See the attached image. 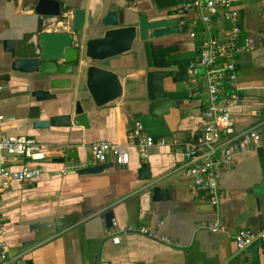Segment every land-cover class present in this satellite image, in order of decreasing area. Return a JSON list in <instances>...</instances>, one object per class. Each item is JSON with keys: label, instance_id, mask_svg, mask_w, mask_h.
I'll return each mask as SVG.
<instances>
[{"label": "crops", "instance_id": "0c3cea01", "mask_svg": "<svg viewBox=\"0 0 264 264\" xmlns=\"http://www.w3.org/2000/svg\"><path fill=\"white\" fill-rule=\"evenodd\" d=\"M37 1L0 0V74H10L9 80L0 81V114L4 115L0 126L8 135L28 134L48 145L40 177L15 181L1 196L5 249L11 261L3 263L0 251V264H264L259 242L241 250L235 241L243 229H264V0H233L241 17L237 35L240 40L248 38L251 49L237 56L235 78L226 91L240 97L232 107L237 129L258 125L261 144L237 155L222 171L224 196L219 214L206 193L194 189L178 170L184 164L185 144L199 133L209 103L204 80L197 97L191 95V81L174 84L175 91L168 95L177 104L170 113L152 117L140 70L146 55L137 36L136 46L122 54L102 61L83 57L74 74L58 76L71 80L69 88L56 91L58 99L38 101L31 92L48 88L45 76L12 71L13 59L2 41L14 39L20 57L45 49L54 52L59 43L71 40L70 35L77 45L109 29L92 28L86 21L85 30L91 31L87 37L78 36L73 30L75 8L95 17L112 9L126 14L129 21L125 25L135 24L140 14L150 19L177 18L178 33L153 40L163 55L197 60L201 42L209 35L223 41L228 25L217 17L205 25L199 9L183 11L186 0H61V14L45 17L42 24L35 11ZM90 65L118 74L122 95L98 106L87 87ZM77 102L88 116L89 127H34L36 121L69 114ZM134 129L142 136L163 138L166 144L151 147L144 161L137 148L128 145L129 132ZM98 140L125 144L129 163L121 166L110 157L107 163L114 165L103 172H73L79 165L96 164L91 143ZM145 163L150 179L139 174ZM156 186L166 192V198L155 199ZM111 211L114 218L109 225L106 215ZM217 219L224 231L215 233L204 227ZM35 223L47 226L33 231L30 227ZM141 226L173 243L139 233ZM117 233L120 243L113 241Z\"/></svg>", "mask_w": 264, "mask_h": 264}, {"label": "built area", "instance_id": "2783aa9c", "mask_svg": "<svg viewBox=\"0 0 264 264\" xmlns=\"http://www.w3.org/2000/svg\"><path fill=\"white\" fill-rule=\"evenodd\" d=\"M194 8L199 9V18L205 25L213 17L221 19L228 25V35L223 41L209 35L201 42L197 60L189 67V81L194 86L191 95H200L199 87L201 80H204L209 103L202 113L199 133L185 144L184 164L178 170L190 180L194 189H201L206 193L219 214L224 196L220 188L222 171L234 163L237 155L250 153L261 144L258 125L245 130L237 129L232 118V107L237 105L240 97L237 92L226 91L228 82L235 78L237 56L250 51L251 44L248 38L240 40L237 35L241 17L233 0H186L182 7L183 11ZM191 35L195 36L196 32L191 31ZM3 118L4 115L0 114V120ZM138 129L129 132L128 145L135 146L145 161L150 148L156 144L164 145L166 140L156 139L152 135L142 136ZM47 149L48 145L39 142L34 136L8 135L0 126V251L3 263L11 257L5 249L1 196L15 181L28 182L40 177L43 172L42 163L48 158ZM91 151L96 164L107 163L110 157L121 166L130 161L129 150L123 143L98 140L91 143ZM204 227L215 233L225 230L218 219ZM137 231L160 241L173 243L169 237L159 235L146 226L139 227ZM118 234L113 236L115 243H120ZM235 241L241 250L259 242L264 253V229H243L235 236Z\"/></svg>", "mask_w": 264, "mask_h": 264}, {"label": "water", "instance_id": "95a60500", "mask_svg": "<svg viewBox=\"0 0 264 264\" xmlns=\"http://www.w3.org/2000/svg\"><path fill=\"white\" fill-rule=\"evenodd\" d=\"M35 3V2H34ZM35 11L40 21L45 17L59 16L62 11L61 0H38L35 3ZM88 21L92 28L97 26L109 27L103 36L87 38L79 41L77 45L71 40L59 43L54 52L35 51V55L29 57L18 56L16 41L5 39L2 41L3 49L12 57V71L22 73H38L45 76L44 83L48 88L34 89L31 94L38 101L58 99L57 90L67 89L71 86L69 78L58 76L74 74L76 67L81 64L83 57L92 61H102L110 57L122 54L136 46V38L143 44L146 62L140 70L144 72L146 80L147 95L149 102V114L152 117L170 113L172 107L177 103L169 97V93L175 91L174 84L189 81V67L195 61L194 57H169L159 52L160 47L156 45L157 38L165 35L178 33L180 31L179 20L175 17L154 18L146 14H140L135 24H127L129 18L118 10H107L97 17L88 14L85 9L77 7L73 11V30L82 33L83 37L91 29L85 30ZM47 35H44V38ZM44 38L42 39L44 41ZM154 39V40H153ZM47 44V43H46ZM87 87L95 103L100 106L122 95L123 86L118 74L111 70L103 69L97 65L87 68ZM10 79L9 73L0 74V81ZM89 127L88 116L84 113L82 105L77 102L72 111L65 115H55L46 120L34 123L35 128H48L50 126H63L71 128L73 125ZM113 163L89 164L74 167L73 172L78 174H96L112 167ZM126 166V165H124ZM142 179H150L151 173L148 164L145 163L139 171ZM155 199L166 198V192L161 187H154ZM114 213L111 211L106 215L109 225L112 223ZM47 226L44 223L31 225V230Z\"/></svg>", "mask_w": 264, "mask_h": 264}]
</instances>
